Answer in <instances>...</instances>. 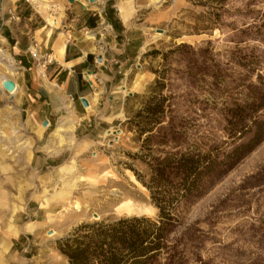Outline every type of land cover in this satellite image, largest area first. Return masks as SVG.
Returning <instances> with one entry per match:
<instances>
[{"label":"rangeland","instance_id":"374dc122","mask_svg":"<svg viewBox=\"0 0 264 264\" xmlns=\"http://www.w3.org/2000/svg\"><path fill=\"white\" fill-rule=\"evenodd\" d=\"M107 1L131 14L128 28L146 34L144 51L106 111L116 118L110 134L87 138L63 115L48 117L45 128L35 117L34 131L26 135L16 95L0 87V194L10 207L0 226L21 232L10 264H67L57 242L81 224L155 220L143 185L149 181L146 163L214 148L225 159L255 131L259 139L250 152L226 159L233 166L224 175L176 207L167 249L155 264H264V0L206 7L197 5L205 0H97L90 6L103 8ZM61 13L48 8L39 14ZM0 33L3 39L1 27ZM7 49L0 40V52L9 57L2 61L11 69L6 76L15 80L20 70ZM156 75L163 78L167 108L149 153L141 150L144 137L137 142L125 122L141 108ZM133 96L138 99L127 102ZM242 120L249 127L245 137L229 135L228 122ZM66 121L73 123L71 132ZM116 130L121 134L114 136ZM31 223L32 234L22 232Z\"/></svg>","mask_w":264,"mask_h":264},{"label":"crops","instance_id":"0c3cea01","mask_svg":"<svg viewBox=\"0 0 264 264\" xmlns=\"http://www.w3.org/2000/svg\"><path fill=\"white\" fill-rule=\"evenodd\" d=\"M65 1L34 0L29 4L24 0H0L3 41L20 70L15 80L9 79L6 74L11 69L2 62L9 57L0 52V68L6 72L0 73V87L5 80L15 83L9 95H16V103L21 106L26 135L33 133L35 117L49 125L48 117L66 115L73 119L76 130L82 127L87 131V138H102L116 119L106 113L115 101L112 95L139 60L146 47V34L140 28L127 27L131 14L119 4L116 9L107 1L103 8H97L85 0H73L72 4ZM48 8L62 13L57 18L40 16ZM39 60H45L42 67ZM81 99L87 102V108ZM65 123L71 132L73 123ZM60 131L57 128L54 135ZM9 210L1 200L0 216ZM35 227L27 224L22 232L32 234ZM7 229L0 226V264H10L17 257L11 251L21 232L14 229L10 234Z\"/></svg>","mask_w":264,"mask_h":264},{"label":"trees","instance_id":"16d2710c","mask_svg":"<svg viewBox=\"0 0 264 264\" xmlns=\"http://www.w3.org/2000/svg\"><path fill=\"white\" fill-rule=\"evenodd\" d=\"M227 0H205L197 5L216 4L223 6ZM163 78L156 75L153 84L143 98L141 108L125 125L135 134L141 150L151 152L153 134L161 125L166 110L167 98ZM138 96L128 98L127 102L137 100ZM254 123V122H253ZM256 125V124H255ZM230 133L238 134L240 139L249 131L243 122H228ZM237 139V138H236ZM259 139L258 131L247 143L233 148L229 156L220 159L218 148L208 153L198 150L185 153H172L163 159H153L146 163L149 181L143 184L150 194L152 206L157 210L155 220L145 218H126L115 222L81 224L67 237L57 242V251L66 258L67 264H155L167 249L166 238L175 225L174 211L181 204H189L202 193L205 183H211L224 175L233 163L226 159H239L252 150L253 143ZM228 159V160H229ZM144 162L143 158H140ZM139 181L140 178L137 177Z\"/></svg>","mask_w":264,"mask_h":264},{"label":"water","instance_id":"95a60500","mask_svg":"<svg viewBox=\"0 0 264 264\" xmlns=\"http://www.w3.org/2000/svg\"><path fill=\"white\" fill-rule=\"evenodd\" d=\"M67 2H69L70 4L73 3V0H66ZM97 0H87V2L89 4H93L95 3ZM2 89L7 92V93H12L14 90H15V83L11 80H5L3 81L2 83ZM81 104L84 108H87L88 107V104L87 102L84 100V99H81ZM47 126V121L43 122L42 123V127H46ZM110 134V133H108ZM114 136L116 135H120L121 134V131L120 130H116L115 132L112 133ZM115 142L117 141V138H115L114 140Z\"/></svg>","mask_w":264,"mask_h":264},{"label":"built area","instance_id":"2783aa9c","mask_svg":"<svg viewBox=\"0 0 264 264\" xmlns=\"http://www.w3.org/2000/svg\"><path fill=\"white\" fill-rule=\"evenodd\" d=\"M26 3H29V4H31L28 0H24ZM13 20H18V18H15V17H13L12 18ZM0 40H3L2 39V37H1V33H0ZM48 60V59H47ZM44 63V62H43ZM43 66V65H42Z\"/></svg>","mask_w":264,"mask_h":264},{"label":"bare ground","instance_id":"6f19581e","mask_svg":"<svg viewBox=\"0 0 264 264\" xmlns=\"http://www.w3.org/2000/svg\"><path fill=\"white\" fill-rule=\"evenodd\" d=\"M31 4H34V0H28ZM3 81V80H2ZM11 94V93H8ZM58 132V131H57Z\"/></svg>","mask_w":264,"mask_h":264}]
</instances>
